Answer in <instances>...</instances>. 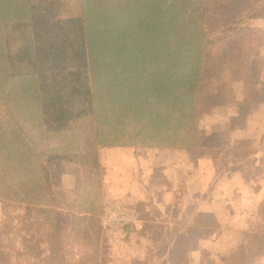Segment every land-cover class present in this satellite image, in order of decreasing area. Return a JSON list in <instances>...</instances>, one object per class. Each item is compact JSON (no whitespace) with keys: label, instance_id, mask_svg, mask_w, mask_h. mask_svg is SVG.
Returning <instances> with one entry per match:
<instances>
[{"label":"trees","instance_id":"obj_1","mask_svg":"<svg viewBox=\"0 0 264 264\" xmlns=\"http://www.w3.org/2000/svg\"><path fill=\"white\" fill-rule=\"evenodd\" d=\"M262 12L264 0H241L229 21L239 35L208 39L202 0H0V203L22 210L14 226L44 221L47 264L65 257L66 231L71 253L96 252L100 148L199 147L212 83L230 71L253 86ZM58 158L79 170L69 192L52 174Z\"/></svg>","mask_w":264,"mask_h":264},{"label":"rangeland","instance_id":"obj_2","mask_svg":"<svg viewBox=\"0 0 264 264\" xmlns=\"http://www.w3.org/2000/svg\"><path fill=\"white\" fill-rule=\"evenodd\" d=\"M240 1L202 0L203 29L208 39L218 35L222 38L232 39L239 35L237 34L239 31L233 28L234 23L229 24V21L236 5ZM251 25L264 26V12L258 13L252 20ZM235 45L240 46L241 44L236 43ZM229 46L234 47L231 44ZM219 80L220 82L218 83L217 81L212 83L211 91L215 89L220 91V86L225 89V86H228L229 83L236 81L230 71H224ZM249 90L250 92L252 91V95L257 94L256 86L254 89L252 86ZM219 98H224V94L222 96L220 94ZM210 105H212V101ZM207 115L202 116L200 120ZM200 130L203 132L200 138V145L210 146L214 142L219 141L218 137L216 139L213 134ZM221 134H219L220 137ZM199 147L196 148L198 149ZM236 148H238L236 150L243 152L249 150L245 141L238 143ZM147 149L152 148L135 147V157L138 156L140 158L143 154L147 161L144 160L136 166H131L120 174L113 169L112 174L107 175L105 178L103 177L101 212L95 218L100 229L98 228V231L95 230L94 234L91 233L92 237L94 235L98 236L96 252L93 253L94 243L88 249L87 254L80 253L78 256L71 253L70 251L73 249H78L74 242L75 240L71 241L73 234L70 231H66L65 236L68 234L69 237H66L63 247L65 249L64 253L66 251L65 257L54 256L52 259L53 264H185L187 260L185 259V250L191 248L198 237L208 235L210 230L208 228H180V223H183V216L180 215V209H182L180 202L190 207L196 204V200L192 199V195L188 193L183 197L182 201L184 202H182L180 192L190 191L192 186H187L178 176L176 170L167 175L161 171L162 168L160 167L152 168L153 166L147 162L155 159L156 156H147ZM112 160L113 157L110 158V161ZM78 171L77 166L61 158L54 160L52 163V174L59 181L61 187L68 192L75 187V175ZM258 171L254 170V174L258 178H263L264 172L259 173ZM79 174L82 176V173ZM165 176H170L172 180H166ZM171 181L174 183L175 188L178 189L179 194L172 199L173 202L164 204L160 191L152 185L161 188L166 186L167 183L171 184ZM72 195L71 197L73 198ZM71 197L68 199L69 201ZM115 203L121 206V216L125 219L127 218L128 221L122 226L119 224H103L104 212L110 205L112 206ZM262 206L263 211L260 208V219L257 225L254 222V226L251 229L252 232H247L244 235L242 242L245 248L241 247L238 250L239 247L237 246L238 248L236 247L233 253L224 257L202 253L200 256L201 264H255L256 257L264 255V252L252 255L256 251L255 243L257 239L255 236H259L258 233L260 231L264 232V203ZM20 210H12L10 207H4L0 203V264H5L3 260L6 258L15 264H47L42 252L43 249H46L44 243L48 241V237L37 236L43 231L44 221L33 223L31 227H26L23 223L14 226L10 222V218L17 215ZM23 215L31 222L30 214L24 212ZM193 217L198 223L208 225L211 228L214 225L211 216L196 215ZM186 221L184 220V222ZM65 223L64 220H60V229ZM10 225L14 229H10ZM30 234L33 235V239L30 238ZM248 235H254V237L247 240ZM261 241L264 242V237L261 238ZM35 242L38 249L35 246ZM39 251L40 253L37 254ZM225 258H227L226 261L223 260ZM242 258L243 261L240 260Z\"/></svg>","mask_w":264,"mask_h":264},{"label":"crops","instance_id":"obj_3","mask_svg":"<svg viewBox=\"0 0 264 264\" xmlns=\"http://www.w3.org/2000/svg\"><path fill=\"white\" fill-rule=\"evenodd\" d=\"M249 73L257 94L252 95V91L238 81L229 83L225 89L220 86V91L213 89L210 112L200 120L199 128L218 137L219 141L210 146L200 145L198 149H147V156H156L147 162L152 168L160 167L167 175L176 170L181 180L192 186V190L180 192L181 201L186 193L196 200L192 207L180 202L183 216L180 228L210 230L185 250V264H201L202 253L216 257L233 253L242 243L244 234L252 232L254 222L260 219L264 177L258 178L254 170L264 172V45L251 57ZM220 94H224V98L220 99ZM244 141L249 150H236L237 144ZM98 157L104 178L112 174L113 169L120 174L146 160L143 154L135 157L133 147H103L98 150ZM165 178L172 180L170 176ZM152 186L160 191L164 204L179 194L172 181L161 188ZM196 215L211 216L213 227L195 221L193 216ZM258 263H264V255L256 257L255 264Z\"/></svg>","mask_w":264,"mask_h":264},{"label":"built area","instance_id":"obj_4","mask_svg":"<svg viewBox=\"0 0 264 264\" xmlns=\"http://www.w3.org/2000/svg\"><path fill=\"white\" fill-rule=\"evenodd\" d=\"M111 206V205H110ZM108 207L103 214V224L108 225H124L128 219L121 216L122 208L120 205L112 204L111 207ZM105 226V225H104Z\"/></svg>","mask_w":264,"mask_h":264}]
</instances>
